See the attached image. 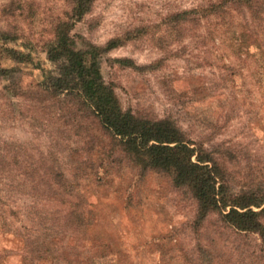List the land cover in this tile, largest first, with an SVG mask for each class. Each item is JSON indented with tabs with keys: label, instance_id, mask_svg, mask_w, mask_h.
<instances>
[{
	"label": "rangeland",
	"instance_id": "rangeland-1",
	"mask_svg": "<svg viewBox=\"0 0 264 264\" xmlns=\"http://www.w3.org/2000/svg\"><path fill=\"white\" fill-rule=\"evenodd\" d=\"M8 1L0 0V29L16 36L0 37V264H264L256 233L215 213L197 222L190 191L165 172L141 174L119 161L113 136L40 91L52 66L45 47L68 1L15 0L7 14ZM209 1L95 0L72 33L78 46L79 37L99 45L122 37L101 62L122 106L175 120L212 152L230 195L264 193V9L255 19L209 14L167 36L184 9ZM144 25L143 36L123 39ZM116 57L157 63L135 69ZM77 165L82 179L73 176ZM57 173L65 188L55 184Z\"/></svg>",
	"mask_w": 264,
	"mask_h": 264
},
{
	"label": "trees",
	"instance_id": "trees-1",
	"mask_svg": "<svg viewBox=\"0 0 264 264\" xmlns=\"http://www.w3.org/2000/svg\"><path fill=\"white\" fill-rule=\"evenodd\" d=\"M66 1L70 4L66 18L55 23L53 38L45 47L52 66L40 91L61 99L70 109L71 116L80 113L95 123L96 128L113 136L122 154L119 161H128L141 174L150 170L165 172L170 175L175 186L190 191L197 204V222L209 213H215L227 226L256 233L264 249V193L247 189L230 195L218 183L212 152L186 138L175 120L168 116L157 118L125 109L112 83L105 81L101 71L103 55L121 45L122 37H112L101 45L79 37L81 45L78 46L77 35L72 33V29L77 21L91 11L95 0ZM17 4L16 8L22 6ZM14 5L15 0H9L2 11L12 14ZM262 9L264 0H210L207 5L184 9L178 24L169 25L166 34L169 37L181 33V30L188 31L191 28L187 26L188 23L194 20L196 23L209 14L218 16L237 11L244 19L248 15L255 19ZM146 32L147 26H138L125 32L123 39L140 38ZM15 36V33L0 29L3 40L9 41ZM165 39L159 37V43L163 45ZM114 61L123 67L135 69L154 68L157 63L141 65L129 57H116ZM90 163L87 167L92 169L94 164ZM58 174L54 182L63 188L64 183ZM84 174L83 165H77L73 176L82 179ZM70 185L74 188L72 182ZM78 206L79 201L73 204V224L77 226L82 219V213L76 211L80 208Z\"/></svg>",
	"mask_w": 264,
	"mask_h": 264
}]
</instances>
